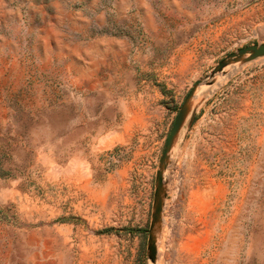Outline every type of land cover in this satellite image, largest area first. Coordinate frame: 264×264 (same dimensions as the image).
<instances>
[{
	"label": "rangeland",
	"instance_id": "1",
	"mask_svg": "<svg viewBox=\"0 0 264 264\" xmlns=\"http://www.w3.org/2000/svg\"><path fill=\"white\" fill-rule=\"evenodd\" d=\"M261 42L264 0H0V264H264V57L161 162Z\"/></svg>",
	"mask_w": 264,
	"mask_h": 264
},
{
	"label": "water",
	"instance_id": "2",
	"mask_svg": "<svg viewBox=\"0 0 264 264\" xmlns=\"http://www.w3.org/2000/svg\"><path fill=\"white\" fill-rule=\"evenodd\" d=\"M264 57V42L246 45L244 47L239 48L238 50L229 53L225 58L220 60L218 64L211 70L209 75L206 77L199 79L196 81L194 86L190 89L187 95L184 98L182 105L180 106L175 119L172 123V126L169 130L165 147L162 154L161 162L164 163L165 159L167 158L168 152L170 151L172 144L176 135L178 134L180 128L182 127L185 119L187 118L188 111L187 103L189 102L190 98L193 95L194 90L196 87L202 83L210 84L212 83V78L215 76L216 73L223 72L224 67L231 63L239 62V63H247L258 58ZM156 190H155V198H154V205H153V214L152 220L150 224L149 236H148V252L147 256L151 262H155L157 258V246L155 241L154 232L157 228V225L160 221L161 217V210H162V192H163V175L162 170L157 171L156 175Z\"/></svg>",
	"mask_w": 264,
	"mask_h": 264
},
{
	"label": "bare ground",
	"instance_id": "3",
	"mask_svg": "<svg viewBox=\"0 0 264 264\" xmlns=\"http://www.w3.org/2000/svg\"><path fill=\"white\" fill-rule=\"evenodd\" d=\"M238 63L239 62H235V63H231V64H229V65H227L226 67H228V66H234L235 64H237L238 65ZM236 65V66H237ZM226 67H224V68H226ZM237 71V70H236ZM226 74V73H225ZM222 75H224V72H220L219 74L218 73H216L215 74V76L212 78L213 79V81L215 82L216 80H218L220 77H222ZM223 79V78H222ZM212 81V80H211ZM218 81H220V80H218ZM211 84V83H210ZM215 84V83H214ZM202 85H209V84H205V83H202V84H200V85H198L197 87H196V89L194 90V92H193V95H192V97L190 98V100H189V102L187 103V106H188V111H190L191 110V108H192V106H193V101H194V99H195V96H197L196 94H198V91L199 90H201V91H199V93H201L200 95H202L203 93H205V92H208V87L209 86H207V87H204V86H202ZM213 85V84H212ZM212 85H210V86H212ZM207 88V89H206ZM211 89V88H210ZM209 89V90H210ZM197 90V91H196ZM196 91V92H195ZM209 92H211V91H209Z\"/></svg>",
	"mask_w": 264,
	"mask_h": 264
}]
</instances>
